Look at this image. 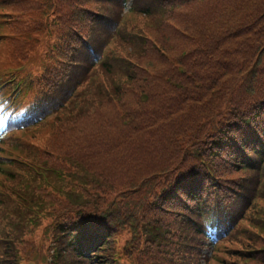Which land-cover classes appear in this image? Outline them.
<instances>
[{
  "label": "trees",
  "instance_id": "1",
  "mask_svg": "<svg viewBox=\"0 0 264 264\" xmlns=\"http://www.w3.org/2000/svg\"><path fill=\"white\" fill-rule=\"evenodd\" d=\"M81 1L52 4L56 42L44 73L95 69L80 73L89 97L79 95L42 140L54 170L44 177L25 167L0 194V264H19L24 218L34 202L52 199V187L59 204L75 190L84 219L108 220L97 253L125 235L133 264H198L199 252L187 250L203 245L213 216L226 229L210 264H264V0H132L137 22L117 32L123 0ZM0 4V54L19 64L43 33L46 2ZM112 34L94 67L84 42L100 56Z\"/></svg>",
  "mask_w": 264,
  "mask_h": 264
},
{
  "label": "rangeland",
  "instance_id": "2",
  "mask_svg": "<svg viewBox=\"0 0 264 264\" xmlns=\"http://www.w3.org/2000/svg\"><path fill=\"white\" fill-rule=\"evenodd\" d=\"M4 10H5V8H2V7L0 8L1 12H3ZM129 18L131 20H133L134 22H137V19L135 17L130 16ZM127 21H128V16H127ZM1 45L2 44H0V47H1ZM4 58H5V55L0 54V75L3 74L2 67L6 66V65H16V64L11 63V62L5 63L6 61H3ZM29 59L35 62L34 54H31ZM44 129H46V128H44ZM50 130L43 131V133L44 132L45 133L44 134L42 133L41 136H34V135L32 136L31 134H29V136H27L26 138H23V139L25 141H26V139H31V140L35 139V140L42 141V139L46 138V136ZM17 142H18V146H19V141H17ZM19 150L21 151L20 148H19ZM0 155L6 156V157H19L20 156L18 150H16L15 148H10L6 153H2ZM6 167H8L9 170L13 171L15 173L14 175H19L20 173H22V171L24 169L23 166H15V165H13V166L8 165ZM10 188H11V186H10L9 181H7L6 178L2 174H0V189L4 190L6 192ZM51 190L54 192L52 193V199L49 201L50 205H49V208L47 210V213L45 212V214L41 215L39 218L40 223L43 221V219H48L49 222L46 225H43V227L40 230H38L37 227L35 228V233L32 235L33 237L32 236L29 237V240L32 239L31 244L28 243V241H22L18 245L13 244L21 252L18 254V258H19V260H21L20 263H22V264H50V262L52 261V257L49 255H46V251H45L46 250V248H45L46 243H45L44 239L48 238L47 236H49L50 241L53 243V246L55 247V249L49 248L51 250V253H54L56 251L55 261H58L60 259V254H61L60 239L59 238L54 239V236H58V231H57V229H54L51 226L52 221H57L56 219H53V214L59 213L60 207H59V201L57 200V197L55 196V189L51 188ZM71 198H73V196ZM41 238L44 240V241H42L44 243L42 246L39 245V241L41 240ZM80 264H86V263L84 262V263H80ZM88 264H92V261Z\"/></svg>",
  "mask_w": 264,
  "mask_h": 264
}]
</instances>
